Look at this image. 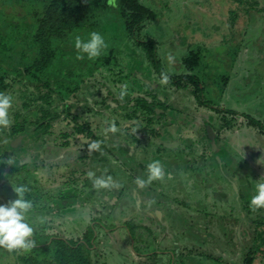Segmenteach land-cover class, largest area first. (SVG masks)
Here are the masks:
<instances>
[{"label": "rangeland", "instance_id": "374dc122", "mask_svg": "<svg viewBox=\"0 0 264 264\" xmlns=\"http://www.w3.org/2000/svg\"><path fill=\"white\" fill-rule=\"evenodd\" d=\"M143 1L156 14L141 28L126 27L127 16L116 0L117 7L105 8L100 31L90 25L71 32L39 79L30 81L22 73L29 91L40 87L43 94L52 88L65 97L70 114L52 120L51 132L44 133L42 123L43 139L35 140L40 134L28 126L10 135L12 123L24 117L16 116L22 94L11 93L10 124L0 126V203L16 198L11 185L25 184V198L29 193L33 203L27 217L34 228L46 225L47 232L74 240L101 220L108 227L94 235L92 248L82 249L92 264H250L251 254V264H264V207H247L254 185L264 181V10L246 12L248 4L237 0ZM263 6L261 0L258 7ZM0 12L5 26L31 24L14 3L0 4ZM215 22L219 31L211 29ZM92 31L104 37L107 47L94 59L77 58L75 37L86 40ZM149 40L158 68L139 44ZM192 51L200 62L190 72L201 78L207 104L174 85L189 71L184 58ZM25 53L30 60L36 55L16 43L8 60L23 69ZM162 72L168 75L166 84L160 83ZM28 112L19 116L26 114L30 123L34 117ZM150 115L152 122L146 119ZM204 119L219 132L215 142L199 126ZM156 128L161 134L154 138ZM18 136L24 137L22 144ZM153 160L160 161L164 176L139 187L136 177L146 179ZM89 172L110 177L111 184L94 188ZM241 208L252 210L244 212L253 226L246 242L239 236ZM130 220L143 224L136 241ZM231 222H239L236 229ZM150 247L157 250L153 258ZM16 259L14 251L0 248V264H16Z\"/></svg>", "mask_w": 264, "mask_h": 264}, {"label": "trees", "instance_id": "16d2710c", "mask_svg": "<svg viewBox=\"0 0 264 264\" xmlns=\"http://www.w3.org/2000/svg\"><path fill=\"white\" fill-rule=\"evenodd\" d=\"M236 2L239 5L247 3L248 7L244 9L246 12L251 8H256L255 11L259 12L264 10V6L258 7V5L261 4L259 0H248L246 2L245 0H237ZM5 3H14L22 8L25 13L23 19L30 17L31 24L29 25L26 23L15 26H5L3 12H0V92L7 90L6 93H15L16 89H18L22 94L21 97L24 103L21 109L18 108L16 112L18 118H16L19 119V113L24 109L30 110L27 115L33 116L34 118L30 123H27V121L24 120L26 114H23L24 122H21L18 126H22L23 128L27 125L28 127H33L38 132V128L42 123L48 124L49 122V126H47V128L45 127L43 130H47L44 133L51 132V121L61 114H65V117L69 116L70 104L65 97L52 88L50 92L43 94H39L40 87L38 86V88L33 91H29L28 84L23 82L24 75L22 73H24L27 78L29 77L30 79H28L30 81L37 78L39 79V74L47 67L49 62L56 55L57 50L66 41L71 32L75 29L86 31L89 29L90 25H93L91 30H98L100 22L104 19L103 12L109 5L106 0H0V4ZM118 4L122 13L127 16L125 25L126 27L129 26L130 29L135 27L141 28V25L147 20L154 19L156 14L143 0H118ZM231 14L234 17L239 15V13L235 11H231ZM16 43L26 45L29 50L36 51V55L32 60H30L29 55L25 53L24 59L21 62L23 69L19 68V66L11 60H8V58L12 57L11 51ZM153 43V40L139 42L148 59L158 68L159 62L156 58V51ZM199 59L200 57L193 51L187 58H184V63L189 71L181 75L177 81L180 87L190 90L192 98L196 103L205 104V86L199 76L190 72L195 67L199 66ZM47 86H49V84H47ZM142 101L144 106L147 107V101ZM154 103L159 104V100L156 97H154ZM153 113L155 112L152 111V114ZM146 119L152 122V115ZM207 123L210 122L207 121ZM207 123L204 122V124H199V126L203 127L205 133H207ZM153 131L157 132L154 138L161 134L160 128L153 129ZM209 133L210 131L208 130V134ZM95 166L96 165L93 167ZM21 168L28 174L31 172L26 165H22ZM81 172L82 174L86 173L85 169ZM72 181L73 183L78 182V178H73ZM66 183L67 185H71L72 182H70L69 179ZM48 197L50 196L48 195ZM26 199H31L29 193H27ZM56 210L58 211L59 209ZM246 210H249V212L252 211L250 208H241V211L238 210L236 213L238 218L241 219V227L239 230L243 233L241 235L239 234V236L243 238L244 242L250 240V229H253L252 222L249 221V219H245L249 216H245L244 212ZM256 222L259 221L256 220ZM128 223L132 226L131 231L136 241V231L140 229L143 224H135L134 220H130ZM231 223L232 227L236 229L239 222ZM242 224L245 225L246 229L243 228ZM103 227L106 229L108 226L98 219L94 221L93 225L88 227V231L81 238H75V240L73 237L62 235V233L58 231L51 233L47 232L46 225L43 228H34L33 239L36 241V246L29 252L14 251L17 256L16 264H92L91 259L89 260V257L84 256L82 249L86 248L89 250L95 245V241H93L95 238L94 235L98 236L100 234L99 229ZM104 235L107 236L108 232H105ZM146 241H149L152 247H155L156 243L153 239ZM152 247H150V253H152L153 258L157 255V250ZM144 250L145 248L140 251L143 252ZM254 258L253 254H251L248 258L249 262L251 263L254 261ZM177 264H186V262L180 260Z\"/></svg>", "mask_w": 264, "mask_h": 264}, {"label": "clouds", "instance_id": "9594fccd", "mask_svg": "<svg viewBox=\"0 0 264 264\" xmlns=\"http://www.w3.org/2000/svg\"><path fill=\"white\" fill-rule=\"evenodd\" d=\"M110 7H117L116 0H106ZM88 39L82 40L79 35L75 37L74 47L78 50L77 58L86 54L89 59H94L101 54V51L107 47L104 37L97 31L88 34ZM171 62L172 57H168ZM168 75L164 72L160 75V83L166 84ZM123 95V92L121 93ZM13 103L11 93L0 92V126L7 127L10 124L9 108ZM115 131V129H112ZM95 146V145H94ZM11 163V159L8 160ZM164 171L160 161L153 160L147 165V177L141 179L136 177V184L144 187L154 179L164 176ZM88 177L94 188L108 187L111 184V178L94 177V173L89 172ZM16 193V198L9 200L6 204L0 203V248L9 252L23 251L29 252L36 246L33 239L34 224L28 220L27 214L32 210L33 203L30 199L25 198V193L29 191L25 184L11 185ZM249 207H264V181L254 185V194L249 200ZM43 223V219H41Z\"/></svg>", "mask_w": 264, "mask_h": 264}, {"label": "flooded vegetation", "instance_id": "af4514ba", "mask_svg": "<svg viewBox=\"0 0 264 264\" xmlns=\"http://www.w3.org/2000/svg\"><path fill=\"white\" fill-rule=\"evenodd\" d=\"M260 2H261V0H259ZM219 15H221V16H226V13H224V12H219ZM216 17H217V14H216ZM212 25V24H211ZM215 26H217V27H215ZM218 28H221V26H220V24L218 23V22H215L214 23V25H212V27H211V29H212V31H219L218 30ZM175 87L177 88V89H182L183 87H180L179 85H178V81H175ZM169 86L171 87V83L169 82ZM184 89V88H183ZM206 104H207V101H206ZM23 115V114H22ZM19 116V118L20 117H23V116ZM26 118V117H25ZM206 119H204V122H206L207 123V121L208 120H206ZM21 122H24V120H22ZM21 122H18V120H17V122H14V123H12V127L10 128V130L8 131V133L10 134V135H13L14 133H15V136L16 135H18L17 133L20 131V129H22V126H18L19 124H21ZM210 122V121H209ZM18 123V124H17ZM47 126H49L48 124H46ZM25 126H27V125H25ZM24 126V127H25ZM21 127V128H20ZM208 130L210 131V133L208 134ZM36 131V130H35ZM204 131V130H203ZM40 131H36L35 133H37V134H40L39 133ZM34 133V132H33ZM204 133H205V131H204ZM218 131L212 126V124H211V122L210 123H207V133H205V135L207 136V140L208 141H214L215 142V137L218 135ZM0 136H2L1 135V132H0ZM6 136V135H5ZM34 138H35V140H39L40 138H42L43 136H42V134H40V135H36V136H33ZM21 138V139H20ZM17 139V141L19 142V143H23V140H24V137L23 136H21V137H19L18 136V138H16ZM20 141H19V140ZM43 139V138H42ZM44 141V140H43ZM203 141V140H202ZM42 142V141H41ZM40 142V143H41ZM204 142V141H203ZM70 143V142H69ZM68 143V144H69ZM67 143H65V145H66ZM3 144H0V147L2 146ZM147 253V252H146ZM172 264H177L176 263V260L174 261V262H171ZM251 264V263H250Z\"/></svg>", "mask_w": 264, "mask_h": 264}, {"label": "crops", "instance_id": "0c3cea01", "mask_svg": "<svg viewBox=\"0 0 264 264\" xmlns=\"http://www.w3.org/2000/svg\"><path fill=\"white\" fill-rule=\"evenodd\" d=\"M87 231H88V229L86 230V232H87ZM86 232H85V233H86ZM194 247H195L197 250H199V248H200V246H198V245H196V244H194ZM195 248H194V249H195ZM191 252H192V251H191Z\"/></svg>", "mask_w": 264, "mask_h": 264}]
</instances>
